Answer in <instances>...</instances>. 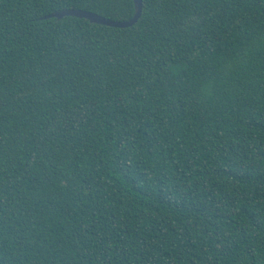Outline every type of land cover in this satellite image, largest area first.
Returning a JSON list of instances; mask_svg holds the SVG:
<instances>
[{
  "label": "trees",
  "instance_id": "obj_1",
  "mask_svg": "<svg viewBox=\"0 0 264 264\" xmlns=\"http://www.w3.org/2000/svg\"><path fill=\"white\" fill-rule=\"evenodd\" d=\"M0 0V264H264V0Z\"/></svg>",
  "mask_w": 264,
  "mask_h": 264
},
{
  "label": "water",
  "instance_id": "obj_2",
  "mask_svg": "<svg viewBox=\"0 0 264 264\" xmlns=\"http://www.w3.org/2000/svg\"><path fill=\"white\" fill-rule=\"evenodd\" d=\"M133 4L134 12L130 18L125 20L110 19L93 11L78 8H67L59 11H54L45 15L44 18L56 17L57 19H60L63 16H75L78 18H85L91 23H99L113 27H129L136 23V21L141 16L142 11V0H133Z\"/></svg>",
  "mask_w": 264,
  "mask_h": 264
}]
</instances>
